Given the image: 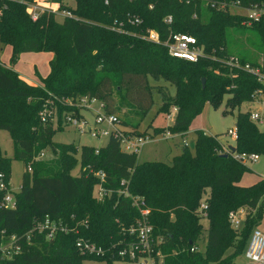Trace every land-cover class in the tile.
I'll return each instance as SVG.
<instances>
[{
    "label": "trees",
    "instance_id": "trees-1",
    "mask_svg": "<svg viewBox=\"0 0 264 264\" xmlns=\"http://www.w3.org/2000/svg\"><path fill=\"white\" fill-rule=\"evenodd\" d=\"M73 1L74 5L61 2L60 7L77 19H58L45 13L32 21L23 5L0 0V43L11 46L12 57L23 52L52 53L49 73L40 85L29 84L13 69L0 66V130H6L12 139V159L25 165L20 190L13 193L15 206H0V231L21 233L33 219L48 216L73 225L86 221V229L78 226L80 235L108 245L123 238V228L139 217L130 199L118 193L123 188L121 180L126 179L128 191L146 201L153 239L156 242L161 238L154 250L164 255V264H232L234 257L245 250L252 228L264 214V178L241 185L247 166L230 153H220L226 145L216 136L196 130L193 151L181 146L168 163L139 162L136 154L121 150L113 135L99 148L55 144L53 119L42 120L41 113L51 109L53 103L59 108L65 106L67 110L59 109L58 113L61 127L63 115L81 116L80 108L65 100L90 96L104 103L106 113L122 111L124 119L119 123L123 130L143 135L145 132L136 128L153 105L155 91L161 94L159 112L167 113L171 106L178 108L169 127L172 133L187 132L205 104L217 108L225 94L229 96L223 112H232L243 102L252 101L255 92L264 93V84L254 76L226 63L234 57L256 64L243 56H230L226 50L225 28L239 25L242 19L210 5L219 0ZM255 1L264 2L241 0L243 4ZM168 15L170 23L164 21ZM133 16L141 19L139 25L129 22ZM119 23L121 29H114ZM247 27L258 32L264 47V18ZM147 28L157 30L162 38L169 32L192 35L206 55L196 62L172 57L166 47L138 36ZM149 78L169 82L175 87L174 94L163 86L150 85ZM249 113L239 111L236 115L233 146L236 152L264 156V130L249 119ZM162 130L156 128L154 132ZM45 146L52 147L56 158L35 160ZM10 160L0 152V172L7 182ZM76 164L79 172L73 176L70 172ZM89 169L101 171L103 186L113 191L102 202L93 197L100 179ZM202 199L207 203L206 236L198 213ZM238 209L243 210L244 220L243 226L235 229L228 213ZM78 236L58 233L48 240L41 235L14 258L0 256V264L123 261L117 256L81 255L75 247ZM192 246L200 249L190 251Z\"/></svg>",
    "mask_w": 264,
    "mask_h": 264
},
{
    "label": "built area",
    "instance_id": "built-area-1",
    "mask_svg": "<svg viewBox=\"0 0 264 264\" xmlns=\"http://www.w3.org/2000/svg\"><path fill=\"white\" fill-rule=\"evenodd\" d=\"M14 1L24 6L26 14L32 21L39 20L42 14H53L56 18H73L77 19L68 9H61V2L70 5L68 0H6ZM188 1V0H187ZM108 0H105L107 3ZM212 7L223 10L232 15H237L242 19V24L250 26L252 23L260 22L264 18V2H250L243 4L241 0H219L210 2ZM6 4H3V8ZM151 7V6H150ZM2 8H0V15ZM194 17H196L194 15ZM129 22L135 25L141 23L138 17H129ZM171 16L164 17L166 23H170ZM116 23V21H115ZM117 24V23H116ZM121 23L114 29L119 28ZM139 37L145 41L160 44L166 47L170 56L183 59L190 62H196L199 58L204 57L206 54L201 45H198L194 36L186 33L169 32L164 38L160 33L151 28L145 29L142 33L138 34ZM227 65L243 70L261 84H264V57L256 64L252 65L248 62H241L238 58L230 57L226 61ZM0 66H4L0 62ZM260 92H255L256 95ZM70 106L79 107L82 111L93 113L94 123L89 125L86 118L75 116L73 114H65L63 122L71 124L77 128L79 133H87L88 139L109 137L113 135L118 138L120 147L123 152L138 155L144 145L148 142L167 140L175 137L182 138V133H172L169 127L173 124L175 115L177 113V106H171L169 112L165 113V119L170 123L163 128L162 131L150 134L137 135L129 131L123 130L120 126L118 116L116 114H109L105 112L104 103L94 97L82 96L75 100H65ZM54 109H49L41 113V119L45 120L48 117L53 119ZM249 119L257 126L263 123L262 117L258 112H250ZM227 133L235 140L237 137L236 128L229 129ZM183 146H188L186 140H182ZM100 147V146H99ZM97 147V148H99ZM189 147V146H188ZM97 152V151H96ZM220 153H230L232 156L244 165L254 163L258 160V155L247 152H231L229 146H223L219 151ZM41 152L37 158L43 157ZM30 170V168H28ZM90 173L99 177L100 182L94 186L93 197L102 202L106 196H109L113 191L103 186L104 175L101 171H93L89 169ZM120 184L122 189L118 193L124 197H128L131 206L136 208L139 212L137 217L128 227L123 228V238L115 240L108 245L96 244L85 236L80 235L78 226L87 228L86 221L67 222L62 219H51L45 216L43 219H33L30 227L21 233H7L4 230L0 231V256L2 259H12L21 254L24 250L28 249L38 241L41 235L50 240L53 239L58 233L68 234L73 232L79 234L75 240V247L81 255L97 256V257H119L123 261L133 262L134 264H164V255L160 251H155V245L161 242V238L155 242L152 236L153 226L149 221V208L146 201L142 196L133 195L127 189L128 180L122 179ZM0 192L2 198L0 206L4 208H13L15 206L14 194L10 188L9 182L6 181L5 176L0 172ZM207 203L204 199L201 200L198 213L203 219L206 218ZM244 212L242 209L230 211L228 213V220L230 225L239 229L243 221ZM199 247L192 246L190 251L199 250ZM245 257L254 264H264V235L257 228L252 230L247 246L245 248Z\"/></svg>",
    "mask_w": 264,
    "mask_h": 264
},
{
    "label": "rangeland",
    "instance_id": "rangeland-1",
    "mask_svg": "<svg viewBox=\"0 0 264 264\" xmlns=\"http://www.w3.org/2000/svg\"><path fill=\"white\" fill-rule=\"evenodd\" d=\"M71 5H74L73 0H68ZM58 19H61L58 17ZM227 36L226 50L230 56H243L251 61L259 62L263 56V43L258 32L251 27L242 26V22L239 25H230L225 28ZM52 58L50 52H23L12 57V48L10 45H3L0 43V62L4 66L13 69L17 72L26 82L29 84L40 85L42 79L49 73V61ZM149 84L153 86H163L170 94H174L175 87L169 82L163 79L149 78ZM228 94L224 95L223 101L219 107L213 108L209 103H206L202 111L192 120L188 127V131L182 133V138L175 137L167 140H158L148 142L144 145L140 153L137 155L139 162L143 161H159L168 163L172 157L180 152L181 141L184 139L188 142V146L191 151L194 148V141L196 138L195 131L202 130L205 134L216 136L219 143L226 146H233L234 139L227 133L229 129H233L235 126L236 115L239 111L258 112L264 122V93L260 92L256 95L252 101L243 102L239 107H236L232 112L224 113L225 101L228 98ZM153 105L147 111L143 117L140 125L136 128L138 132H145L150 134L154 132L156 128L161 130L165 128L170 122L165 119V112H159L158 107L161 102V94L155 91L152 94ZM54 115L52 125L55 128L52 140L55 144H75L78 146H103L107 142V137H99L88 139L87 133H79L77 128L71 124L63 122L61 127L59 125V109L64 111L67 108L60 106L59 108L53 103ZM63 105V104H62ZM171 108V107H170ZM63 111V112H64ZM79 114L86 118L89 125L94 122L93 113L88 111L79 110ZM120 122L124 117L122 111L116 112ZM64 116V115H63ZM156 124V127L154 125ZM123 125V124H122ZM123 127V126H122ZM126 129L125 127H123ZM258 128L264 130V124L259 123ZM54 144V145H55ZM0 152L11 158L8 168L9 184L12 192H18L21 185L22 173L25 170V165L22 161L12 159L14 155L13 142L6 130H0ZM44 154L43 157L35 158L38 161H48L56 158L55 153L52 152V147L45 146L41 150ZM247 169L244 170L240 184L244 186L252 185L260 178H264V156H260L254 163L246 165ZM79 172V164L71 170V175L76 176ZM264 211V206L262 208ZM204 230L203 235L206 236V228L208 223L206 219H201ZM257 228L264 235V214L260 217V220L254 230ZM202 247V245L200 246ZM228 250L227 253H230ZM244 253V252H243ZM240 263L245 262L243 254L237 258ZM84 264H134L133 262L114 260L108 262L107 260H86Z\"/></svg>",
    "mask_w": 264,
    "mask_h": 264
},
{
    "label": "crops",
    "instance_id": "crops-1",
    "mask_svg": "<svg viewBox=\"0 0 264 264\" xmlns=\"http://www.w3.org/2000/svg\"><path fill=\"white\" fill-rule=\"evenodd\" d=\"M19 76H20V75H19ZM20 77H21V76H20ZM21 78H22V77H21ZM22 79H23V78H22ZM34 85H35V84H34ZM154 127H156V124L154 125ZM243 220H244V217H243ZM242 226H243V221L241 222L239 229H240ZM243 252H244V253H243ZM241 254H243V257L245 258V262L240 263L239 260H238V263H237V258H238ZM241 254H239V255H237L236 257H234V259H233V261H232V264H254V263L250 262V261L245 257V250H243V251L241 252Z\"/></svg>",
    "mask_w": 264,
    "mask_h": 264
},
{
    "label": "water",
    "instance_id": "water-1",
    "mask_svg": "<svg viewBox=\"0 0 264 264\" xmlns=\"http://www.w3.org/2000/svg\"><path fill=\"white\" fill-rule=\"evenodd\" d=\"M202 84L204 85V79H202ZM229 149L231 152H235V147L229 145ZM226 156V154H224Z\"/></svg>",
    "mask_w": 264,
    "mask_h": 264
}]
</instances>
